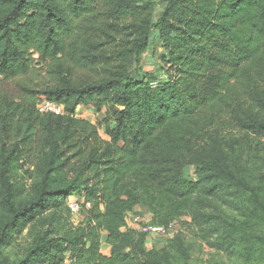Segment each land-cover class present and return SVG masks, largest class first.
<instances>
[{"label":"trees","instance_id":"trees-1","mask_svg":"<svg viewBox=\"0 0 264 264\" xmlns=\"http://www.w3.org/2000/svg\"><path fill=\"white\" fill-rule=\"evenodd\" d=\"M157 8L154 0H0V264H173L172 250L186 252L182 235L168 250L148 249L149 236L127 228L140 204L159 224L190 215L208 240L219 230L204 212L212 200L243 195L245 221L231 234L264 228V187L234 157L237 134L264 139V0ZM154 38L173 79L133 75ZM42 98L64 114L40 112ZM80 105L105 109L107 138L78 116ZM21 159L41 174L35 196L19 204ZM76 193L83 219L70 239L3 258L24 220ZM257 243L264 247V234Z\"/></svg>","mask_w":264,"mask_h":264},{"label":"rangeland","instance_id":"rangeland-1","mask_svg":"<svg viewBox=\"0 0 264 264\" xmlns=\"http://www.w3.org/2000/svg\"><path fill=\"white\" fill-rule=\"evenodd\" d=\"M154 1L158 6L157 9L163 7L164 0ZM165 51L163 42L154 38L143 54L140 65L135 68L133 75L144 77L146 80L152 77L164 80L173 79L175 71L167 65L168 57L165 56ZM158 70L160 74L162 72L161 75L158 74ZM157 83L156 81L152 82L153 86ZM104 113L105 109L98 110L93 105H80L77 109L79 117H84L97 125L102 136L107 138L102 126ZM237 137L242 138V140H240L241 143L238 145L234 157L239 160L249 181L264 187V139L247 142L246 138L241 135L237 134ZM23 161V159L19 160L13 171L16 200L19 204L27 202L35 196V186L41 174L40 169L35 170L34 166L22 165ZM76 198L81 201L83 199L77 193L73 194L66 203L62 202L60 206H52L44 212L35 213L28 222L24 220L12 232L9 244L3 248V258L18 261L23 259L38 243L46 239L52 237L70 239L76 230L82 226L83 218L80 210L73 211L68 207V203L75 201ZM246 205L247 200L243 195L234 196L228 201L223 199L212 200L211 206L204 211L206 214H211L212 221L217 222L214 228L219 230L212 239L206 240L204 238L205 232L193 224L190 215H185L180 218L177 232L173 236L149 237L146 246L148 249H167L176 236L180 234L182 235L181 238L184 239L186 252L172 250L171 261L173 264H264V247L258 246L257 243V237L264 234L262 226L250 225L247 232L231 234L234 226L241 225L245 221ZM136 216L141 217L145 222L159 224L148 207L140 204L128 216V229L131 227L130 219ZM5 217L0 215V222H3ZM109 249L106 243L102 242L103 252L107 254ZM69 261L68 255L67 262Z\"/></svg>","mask_w":264,"mask_h":264},{"label":"built area","instance_id":"built-area-1","mask_svg":"<svg viewBox=\"0 0 264 264\" xmlns=\"http://www.w3.org/2000/svg\"><path fill=\"white\" fill-rule=\"evenodd\" d=\"M156 86V85H155ZM38 110L42 113H55V114H64L65 108L62 104L57 102L49 101L45 98H42L38 103ZM69 207L73 211L80 210V204L77 200L71 201ZM129 224L133 229L138 232L144 233L149 237L159 236V237H169L173 236L177 232L178 222H171L169 224H152L145 222L141 217L136 216L130 219Z\"/></svg>","mask_w":264,"mask_h":264}]
</instances>
